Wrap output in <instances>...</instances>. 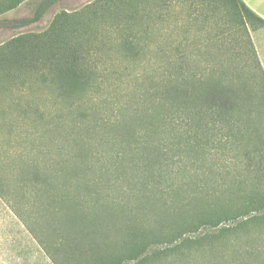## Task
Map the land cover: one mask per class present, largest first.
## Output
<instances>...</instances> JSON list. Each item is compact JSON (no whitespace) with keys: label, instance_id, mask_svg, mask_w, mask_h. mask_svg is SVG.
<instances>
[{"label":"trees","instance_id":"trees-1","mask_svg":"<svg viewBox=\"0 0 264 264\" xmlns=\"http://www.w3.org/2000/svg\"><path fill=\"white\" fill-rule=\"evenodd\" d=\"M22 1L0 0V15ZM56 1L40 0L30 16L1 17L0 29L37 22ZM218 2L230 12V21L214 36H205L208 16ZM102 3V17L118 26L122 57L142 62L151 52L163 64V79L139 90L135 117L129 122L99 118L73 137L50 128L38 133L18 121L0 125L4 208L37 241L51 264H162L176 249L189 246L183 235L195 223L182 224L187 223L186 212L200 207L194 202V209L185 210L174 196L185 185L172 182L185 172L201 176L191 194H202L207 214L198 216L197 223L247 216L237 227L264 221V182L259 177L264 176V138L257 129L264 113V72L243 35L231 47L234 30L257 21L264 24V19L243 0ZM88 7L85 12L62 11L46 30L22 33L0 44L3 90L13 93L16 69L22 68L75 100L89 92L95 83L92 71L70 43L77 31L82 39L88 25L97 22L94 4ZM170 28L172 33L167 32ZM212 42L216 51L205 57L202 50ZM5 107L0 105V110ZM96 140L110 147L93 149ZM219 162L222 181L217 180ZM238 162H243L240 171L234 170ZM239 172L252 173L256 180L247 184ZM117 180L129 181L128 188L117 186ZM155 201L163 209L157 206L158 214L153 215L145 210ZM165 209L175 212L172 221L163 217ZM251 212L261 213L248 215ZM203 239L210 241V236ZM174 242L148 251L153 244Z\"/></svg>","mask_w":264,"mask_h":264},{"label":"rangeland","instance_id":"rangeland-1","mask_svg":"<svg viewBox=\"0 0 264 264\" xmlns=\"http://www.w3.org/2000/svg\"><path fill=\"white\" fill-rule=\"evenodd\" d=\"M39 1L24 0L16 8L1 14L0 18L30 16ZM102 1L57 0L49 6L39 21L22 27L0 29V44H2L22 33H40L46 30L54 16L62 11L65 13L80 10L85 12L89 8V4H94L96 14L100 15H96L97 22L93 21L88 25L89 32L83 34L82 39H80L77 31L70 42L73 44V48L81 52L85 58V66L92 71L91 80L92 83H95L90 91L82 98L75 100L73 97L54 89V86L49 84L48 79L44 80L38 74L37 76L34 73L29 74L27 70L18 68L19 65L14 66L12 68L18 69H16V73V70L13 71L16 74L15 82L11 86L13 93L4 91V86L0 85V105L4 107L7 105L4 112L0 110V125H11L10 123L18 121L23 124L22 128L23 126H34L30 129H34L38 133H43L41 131H45V128H50L60 135L73 137L78 135L83 128L89 127L92 121L99 118L110 121L120 120L121 122H129L134 119L139 90L151 88L160 83L164 76L163 64L159 58L151 56V52H146L142 62H137V57H122L123 55L118 52V43L116 42V37L119 36L118 26L114 20L102 17L101 13L105 12L104 7L100 8L103 4ZM174 1L177 0H172V2ZM228 14L225 12V7L218 2L213 13L208 16L209 22L203 35L212 37L217 34L221 25L223 26L226 21H230ZM253 23L247 27L234 30L235 41H232L231 47H236L239 43L238 39L243 35L244 39L248 40L254 49L264 72V24L259 21ZM172 30L170 28L167 32L172 33ZM215 51L216 46L212 42L202 50V53L207 57L214 55ZM19 75L21 76L19 77ZM17 104L22 106L21 109L15 108ZM260 115L261 119L258 120L257 129L264 138V113ZM120 132L122 130L118 133L120 134ZM97 142V140L92 142L93 149L103 151L110 147L108 144L99 145ZM262 166L264 167V163ZM216 169L217 180L222 181L221 176L224 171L220 162L217 163ZM240 169H243V162H238L234 168V170L239 171ZM183 174H176V178L172 180L174 184L185 185L183 190L176 192L175 199L185 206V210L190 207L194 209L196 207L192 205L194 202L199 205L200 210L186 212L188 215L185 217L186 224L178 222L183 227L195 223V226L188 229L183 235V238L189 240L188 244H184L189 246L184 245L176 249L177 253L169 256L162 264H264V221L256 219L237 227L239 222L248 220L246 219L247 216L222 220L217 224L197 223L198 216L207 214L201 205V201L204 200L202 194H191V189H195L194 182H199L201 176H194L191 172ZM259 177H262L261 181L264 182V176L260 175ZM239 178L247 179V184L256 180L254 174L245 172H239ZM120 181L114 182H117V186L123 185L124 188H128L129 181L126 184ZM157 206L161 207L159 201H155L145 211L156 215V213L158 214ZM174 213L167 209L162 212L163 217L170 221H172L171 216H174ZM196 213L197 215H194ZM258 213L261 212H251L248 215ZM207 235L210 236V241L203 239ZM195 240H198L199 243H194ZM176 242L171 245L153 244L148 248V251H156L165 245L172 246ZM0 264H51L49 257L37 244V241L12 215L11 211L4 208L1 200Z\"/></svg>","mask_w":264,"mask_h":264},{"label":"crops","instance_id":"crops-1","mask_svg":"<svg viewBox=\"0 0 264 264\" xmlns=\"http://www.w3.org/2000/svg\"><path fill=\"white\" fill-rule=\"evenodd\" d=\"M256 15L264 19V0H243Z\"/></svg>","mask_w":264,"mask_h":264}]
</instances>
